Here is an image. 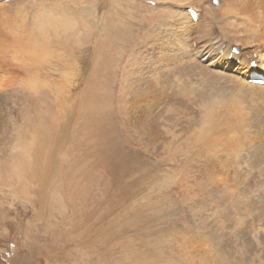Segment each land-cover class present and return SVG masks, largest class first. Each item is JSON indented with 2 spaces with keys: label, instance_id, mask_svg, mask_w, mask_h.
<instances>
[{
  "label": "rangeland",
  "instance_id": "374dc122",
  "mask_svg": "<svg viewBox=\"0 0 264 264\" xmlns=\"http://www.w3.org/2000/svg\"><path fill=\"white\" fill-rule=\"evenodd\" d=\"M3 1L34 36L47 5L74 26L41 33L49 60L29 69L0 65L1 78L27 80L9 86L0 102V264H264V162L248 146L256 139L264 152V128L251 125L262 103L236 94L250 108L240 117L249 121L248 139L228 127L236 119L229 89L224 99L209 91L205 108L194 101L199 94L170 89L171 99L157 100L165 128L155 142L131 120L139 106L128 87L136 60H129L138 58L147 29L178 16L175 1ZM204 1L231 32L245 16L225 14L229 0ZM213 105L214 128L206 117ZM204 131L211 146L196 142Z\"/></svg>",
  "mask_w": 264,
  "mask_h": 264
},
{
  "label": "bare ground",
  "instance_id": "6f19581e",
  "mask_svg": "<svg viewBox=\"0 0 264 264\" xmlns=\"http://www.w3.org/2000/svg\"><path fill=\"white\" fill-rule=\"evenodd\" d=\"M1 1L0 4L2 3ZM212 1L213 0H211L210 2ZM216 1L217 0H215V3ZM229 1L230 4L232 5L231 6L232 8L229 7L225 8L223 11L225 12V14L232 13L233 15L232 14L231 15L237 18L238 15L236 14H239L241 12L245 14V16H242L243 19L241 18L242 21H239L238 23L236 22L237 23L236 26L235 25L233 26L234 29L232 32L228 29V25L231 24L230 21H228L227 23L225 18L224 19L220 18L219 20H215L216 19L215 13L218 11V9H215L213 7L212 10L208 6H206V8H202V4L205 3L204 0H189V2H182V0H173V1L169 0L168 2H174L178 6L179 8L178 16L175 18H170V16H168L165 20H161L159 24L154 25L150 29H147L148 32L145 31L146 32L145 38H142L139 35L141 43L139 44L137 49H135L134 54L137 53L140 54L138 55V58L137 55H135L136 58L132 57L129 60V66H132L135 60L136 62L135 65L132 66L134 67L135 75L132 74V78L128 80L129 81L128 83L130 85L128 87H131L132 90L129 91L131 89L129 88L128 91L132 92V98L131 96L130 98L131 100H133L132 104L134 105V107L139 106L137 109H134L133 107L131 108L136 110V111L133 110V115H132L133 117H131V120L133 118L135 128H138L137 130L141 132L143 139H145L144 141L147 142L149 140V142H155L158 141V137L162 135L161 128L164 125L160 128L158 124L159 122L158 119H160L158 113L160 115L162 113L160 112V109H158L159 111L157 110V106H158L157 100L159 101L161 100V98H166L168 101L169 99H171V97L173 96L171 94L173 92H169V91L170 89L173 88H175L177 92H179L180 90L181 93H184L191 98L195 95V93L199 94L197 97L194 96V101H196V103L200 107L203 105L202 108H205L203 104V102L205 101L204 97L205 95L208 94L209 91L210 92L212 91L211 95L214 94L217 96V98L222 97L221 99H224L223 97L227 96L226 93L228 92L227 90L229 89V91H231L230 93L234 95V96L232 95L234 101L231 102L230 104L231 106L229 105L230 106L229 112H233L234 118L236 116V119L230 120L227 123L229 124L228 127L239 126L240 127L239 130L241 131L240 137H243V139L247 137L248 139L247 127L249 125H247V123L249 121L246 123V120L240 117H242V114L245 113L250 108L247 106V102L243 103L244 105L246 104V106H242L241 104L242 102H239L238 98L236 97V94L238 95V93H241L243 96L249 98L252 101L251 102L252 106L254 104L253 101L257 103L258 102L262 103L261 106L260 104H258L260 107H258L259 113L257 112L258 113L257 115L256 114L254 115V113L250 110L253 113V119L254 116L256 118L255 119L256 123L253 122L251 123V125L264 128V85H263L264 84L263 83L264 82V0H229ZM12 2L13 1H11V3ZM9 7H10V3L8 4L3 3V5H0V65H5L6 63L12 64L13 62V64H16L20 68L21 67L26 68L30 64H35V62L39 64V62H42L44 59H47L46 56L48 54L47 52L48 49H46L43 43H41L42 42L40 38L42 36L41 33L51 28L56 29L58 27L57 25L59 24L64 26L68 31L72 30L74 26V24L69 20L52 15L54 13H57L59 9L47 5L46 11H48V13L44 11L43 12L39 11V14L36 16L37 20H35V29L37 32L39 31V33L38 36H34V33L29 34V32L24 28V26H20L18 18H12V15L10 14V10H7ZM189 8H192L197 13L198 19L196 22L194 18L191 16L188 10ZM168 13L170 15L172 11L168 10ZM21 22L23 23L24 20H22ZM158 25H159V29L155 30V28ZM214 27H216L218 30L217 35L215 37H214L215 35ZM240 33L245 34V38H242V36H240ZM202 40L203 42H201ZM235 43H241L242 45H244V47H242V49L240 50L237 49L234 50ZM26 69H29V67H27ZM33 73L32 76H34ZM69 76L70 74L67 73L68 80L70 79L68 78ZM3 77L5 76H2V78L0 77V91H1L0 102L3 98L2 94L8 93V91H10L9 86L13 87L14 86L13 84L16 83L19 84L21 82L27 81L26 79L23 80L19 76L10 79V81L7 78H3ZM207 77H209V79H207ZM37 82H35V84ZM190 85H193L194 90L187 89ZM196 85L202 86L203 89H201V91L197 90V92H195ZM30 86L32 87L31 84ZM231 87L234 90L237 89L238 92H234L233 90H230ZM190 94L191 96H189ZM171 105L173 106L172 101H171ZM208 105L210 106V103H208ZM172 106H170L169 108L167 107L168 111L171 110ZM129 108L130 107H128V110ZM214 108H215L214 105L213 108L208 107L207 108L208 114H206L207 116L205 115L206 117H208L207 121H209L208 122L209 126L212 125L211 127L213 128L215 126L214 116H216V113L219 114V111L216 112ZM248 111L246 113H248ZM175 112L177 111L175 110ZM165 113L163 112V115ZM248 116L251 117L252 119V116L250 115ZM249 117H247L246 119L248 120ZM161 118L163 119L162 116ZM162 123L164 124V122ZM252 128L254 129L255 127ZM207 129L208 128H206V130ZM223 130H227V129L224 128ZM204 133L205 131L200 136H198V138L196 137L197 143L198 141H201L200 143L202 144H206V142L208 143V140L206 141V139L204 138ZM220 134H221V130H220ZM217 135L219 134H216L215 137L217 138L215 139L218 140L219 138ZM222 135L224 134L222 133ZM174 138L175 137H173L172 135L170 140L166 141L168 146L173 143ZM166 139L169 138L167 137ZM255 140L252 139L248 143V146L250 148H254V160L261 165V163L264 162V152L261 150L259 144ZM263 141L262 144L264 143ZM216 143L218 144L219 142L217 141ZM207 145L211 146L210 143H208ZM236 149L239 150L238 148ZM237 153H235V155Z\"/></svg>",
  "mask_w": 264,
  "mask_h": 264
}]
</instances>
